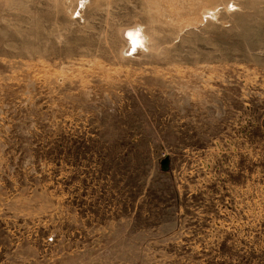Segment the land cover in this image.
Listing matches in <instances>:
<instances>
[{
    "label": "rangeland",
    "instance_id": "rangeland-1",
    "mask_svg": "<svg viewBox=\"0 0 264 264\" xmlns=\"http://www.w3.org/2000/svg\"><path fill=\"white\" fill-rule=\"evenodd\" d=\"M0 264H264V0H0Z\"/></svg>",
    "mask_w": 264,
    "mask_h": 264
},
{
    "label": "water",
    "instance_id": "water-1",
    "mask_svg": "<svg viewBox=\"0 0 264 264\" xmlns=\"http://www.w3.org/2000/svg\"><path fill=\"white\" fill-rule=\"evenodd\" d=\"M167 164H168V159L167 158H164L161 161V168L165 170L167 168Z\"/></svg>",
    "mask_w": 264,
    "mask_h": 264
},
{
    "label": "bare ground",
    "instance_id": "bare-ground-1",
    "mask_svg": "<svg viewBox=\"0 0 264 264\" xmlns=\"http://www.w3.org/2000/svg\"><path fill=\"white\" fill-rule=\"evenodd\" d=\"M130 36H132V37H133V36H134V34H130ZM135 36H136V35H135ZM138 41H139V40H138Z\"/></svg>",
    "mask_w": 264,
    "mask_h": 264
}]
</instances>
